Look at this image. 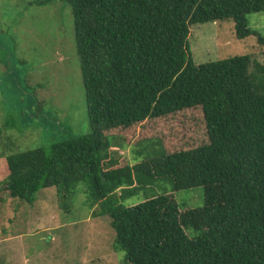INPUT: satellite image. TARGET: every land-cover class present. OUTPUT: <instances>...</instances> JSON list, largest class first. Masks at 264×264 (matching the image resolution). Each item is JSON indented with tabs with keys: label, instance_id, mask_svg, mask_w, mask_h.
I'll return each instance as SVG.
<instances>
[{
	"label": "trees",
	"instance_id": "16d2710c",
	"mask_svg": "<svg viewBox=\"0 0 264 264\" xmlns=\"http://www.w3.org/2000/svg\"><path fill=\"white\" fill-rule=\"evenodd\" d=\"M67 3L90 132L1 157L0 193L33 204L54 187L66 209L88 184L125 264H264V63L244 55L197 64L190 48L199 24L231 20L237 39L257 35L248 16L264 12V0ZM178 114L176 129L155 124ZM114 138L157 140L163 153L131 165ZM158 182L203 188L204 206L182 207L173 193L121 204Z\"/></svg>",
	"mask_w": 264,
	"mask_h": 264
},
{
	"label": "rangeland",
	"instance_id": "374dc122",
	"mask_svg": "<svg viewBox=\"0 0 264 264\" xmlns=\"http://www.w3.org/2000/svg\"><path fill=\"white\" fill-rule=\"evenodd\" d=\"M248 22L257 35L243 40L236 38L231 20L193 26L195 63L244 55L264 63L258 42V35L264 37V12L249 15ZM74 39L67 0H0V158L90 132ZM181 121L178 114L155 124L171 130ZM151 130L150 124L144 129ZM111 144L131 165L163 153L157 140L136 145L114 138ZM4 178L0 173V181ZM164 193H173L182 207L205 203L201 187L176 192L170 183L158 182L121 204L133 207ZM91 194L88 184H79L62 209L54 187L41 190L33 204L0 193V264H125V252L115 250L111 219L101 214L100 204L92 205Z\"/></svg>",
	"mask_w": 264,
	"mask_h": 264
}]
</instances>
